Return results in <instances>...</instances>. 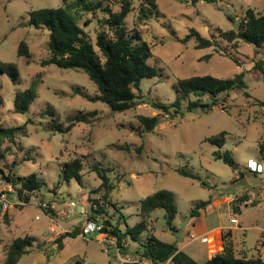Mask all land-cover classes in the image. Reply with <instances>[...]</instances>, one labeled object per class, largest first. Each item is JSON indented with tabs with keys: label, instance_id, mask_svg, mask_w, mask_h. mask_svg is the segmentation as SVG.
<instances>
[{
	"label": "rangeland",
	"instance_id": "rangeland-1",
	"mask_svg": "<svg viewBox=\"0 0 264 264\" xmlns=\"http://www.w3.org/2000/svg\"><path fill=\"white\" fill-rule=\"evenodd\" d=\"M103 1V6L108 5L112 11L120 9L119 0ZM142 1L133 0L132 12L126 19L128 29L133 28ZM216 1L210 4L203 0H157L159 12L149 15V20L140 27L143 40L152 47L149 64L157 67L159 75L142 81L136 108L112 113L105 104L90 101L89 98L97 95V87L87 74L55 65L42 66V61L51 57L49 32L28 26L30 13L62 7L64 1L0 0V61L16 64L20 74L19 82L14 83L0 73L1 118L5 126L25 128L13 142L0 143L4 155L0 168L18 177L37 174L43 183L41 192L30 196L27 205L0 207V264H4L11 242L25 236L35 237L36 242L19 264H76L78 261L80 264H121L124 259L134 257L138 244L127 240L121 249L116 239L106 233L92 234L85 239L79 235L69 238L61 250L55 244L66 232L77 228L80 234L86 220L91 219L88 199H102L101 180L92 171L95 161L108 170L115 187L110 195L111 203L105 205L106 213L102 216L114 225L119 224L123 231L126 225L133 227L140 221L142 199L167 190L175 196L177 215L173 227L176 230L168 226L163 210L157 209L149 219L148 234L179 247L195 233L199 240L193 246L198 250L208 247L202 239L212 227L234 226L230 220L235 218L237 224L230 239L236 255L251 258L264 251L261 244L264 241V160L259 148V142L264 139V110L260 104L264 101V62L262 68L256 67L257 62L264 61V52L258 53L245 43L235 51L219 38L221 46L216 49H197L193 39L186 43L179 41L190 29L216 40L218 27L225 31L236 28L229 16L241 19L248 9L264 15V0ZM74 2L69 0L68 4ZM77 10L72 12L79 15L78 23L95 44L102 26L100 20L105 14L98 11V17L89 13L80 17L82 12ZM87 21L90 23L86 24ZM22 41L28 44L30 60L18 56ZM230 56L238 58L242 66L236 65ZM241 72L245 73L246 88L221 96L211 111L201 108L190 111L188 103L195 97L183 101L181 113L174 118L150 104H172L178 96L175 86L179 79L203 75L231 79ZM33 82L37 84L38 97L28 112L15 113L17 92L29 88ZM203 99L212 103L207 97ZM158 114L162 118L154 132L141 136L143 130L138 117ZM77 115H82L87 122L78 123L71 132L60 133L52 128L54 120L66 127L67 117ZM221 132L227 135L225 145L219 149L207 139ZM218 150L232 152L238 164L236 171L215 159L214 153ZM29 156L32 160L27 161ZM76 158L84 164L83 186L76 180L63 178L64 163ZM251 161L261 166V172L255 174L248 169ZM182 168L198 175L206 185L179 175L176 170ZM58 181H61L59 186ZM7 184V180H1L0 191L9 196ZM44 200L56 208H50L47 213L41 207ZM208 200H218L219 206L211 203L194 216L192 204ZM67 202L76 203L73 210ZM112 204L121 208L120 213ZM82 208L88 210L82 213ZM59 213L70 216L61 217ZM183 252L199 261L206 259L203 254H189L188 249Z\"/></svg>",
	"mask_w": 264,
	"mask_h": 264
},
{
	"label": "trees",
	"instance_id": "trees-1",
	"mask_svg": "<svg viewBox=\"0 0 264 264\" xmlns=\"http://www.w3.org/2000/svg\"><path fill=\"white\" fill-rule=\"evenodd\" d=\"M64 5L59 8H43L34 10L30 13L28 26L36 29L44 28L49 32V49L51 57L42 61V66L55 65L61 69H72L82 71L87 74L88 78L96 85L97 95L89 98L92 102H101L105 104L112 113H124L131 111L138 106V97L141 91V83L144 79H153L158 77L159 71L155 65L149 64L152 58V47L143 40L140 25L149 20V15L158 13L157 0H143L139 13L133 22V28L128 29L126 19L133 9V0H119L120 9L112 11L107 5L103 6L104 1L93 2L90 0H75L71 5L69 0H63ZM207 3L214 4L216 0H203ZM82 12L80 17L89 13L98 17V11L105 14L104 19L100 20L101 30L97 34L96 43L94 44L85 31L78 23L79 15L72 12L74 9ZM77 17V18H76ZM236 25L235 29L223 30L217 28L218 37L216 40L205 37L199 31L190 29L189 33L179 41L186 43L194 40L197 49H206L213 47L220 48L217 39L225 41L237 51L242 43L253 46L258 53L264 52V15L257 13L253 9H248L241 19L228 17ZM87 21L86 24H89ZM96 47L98 49H96ZM218 48V49H219ZM18 56L21 58L31 59V52L28 44L22 41L18 47ZM211 54L206 58L209 59ZM230 59L238 66H242L241 61L230 56ZM264 61L256 63L257 68H262ZM264 71V70H263ZM0 73L6 74L9 79L17 83L20 74L16 64L0 61ZM36 82H33L29 88L17 92L14 99V112L26 113L29 111L31 103L38 97ZM245 73L241 72L231 79H222L212 75L193 76L190 78L179 79L175 89L177 92L176 100L168 105L165 103L150 102L151 106L157 111L174 118L181 113L183 101L190 100L188 109L194 110L201 108L205 112L211 111L220 101L223 95L229 96V93L236 89H245ZM204 97L209 98L212 103L204 101ZM0 96V143L3 141L13 142L18 132L25 130L22 127L5 126L1 118ZM224 100H222V103ZM221 103V104H222ZM220 106H224L223 104ZM264 109V101H261ZM224 109V107H222ZM91 115L94 113H90ZM161 114L153 117L139 116L138 121L144 134L152 133L161 121ZM81 122H87L82 115L67 117L68 125L64 127L58 121L54 120L52 128L60 133H69ZM139 132H141L138 129ZM226 132L207 139L212 145L222 149L226 142ZM260 154L264 160V139L259 142ZM4 155L0 150V161ZM217 160H222L233 171L238 169L232 152L218 150L214 153ZM27 161L32 160L29 156ZM83 161L79 158L63 165L64 180H76L83 186ZM92 171L95 172L101 180V189L104 191L102 199H88L91 202L89 217L91 219L99 218L102 221L100 233H106L109 237L116 239V245L124 249L127 240L139 245L133 253L136 262H123L121 264H143V260H150L153 264H264V258L259 256L248 258L246 256H237L234 245L230 239L231 233L224 232V248L221 252L214 255L211 259L204 262H198L188 254L178 248L176 244L165 243L153 234H148L149 219L152 213L161 209L164 212V218L172 230L173 221L177 215V205L174 193L167 190H160L140 201L139 216L140 221L133 227L126 225V231H123L119 224H112L102 216L105 214V205L110 204V195L115 189L111 184L108 176V170L100 162L95 161L92 164ZM177 173L183 177L199 180L206 185L200 177L187 169H177ZM256 173V172H255ZM7 180L18 191L21 200L30 201V196L36 192H41L42 182L37 174L21 177L16 173L6 174L0 168V182ZM58 186L61 181L57 182ZM57 184L55 188H58ZM93 191L92 193H96ZM103 201L102 204L100 202ZM240 202L245 200L240 199ZM212 200L199 201L192 204V213L197 216L200 211L206 209ZM114 210L120 213L119 207L112 204ZM48 213V211L46 210ZM126 222V217L121 214V219ZM79 229L72 232H66L60 235L55 244L59 250L63 249L65 240L74 238L79 235ZM146 234L145 239L143 235ZM36 238L25 236L15 238L7 247L4 264H19L21 258L29 253L34 246ZM119 248V249H120ZM120 249V250H121ZM127 255V254H126ZM76 264H80L78 261Z\"/></svg>",
	"mask_w": 264,
	"mask_h": 264
},
{
	"label": "built area",
	"instance_id": "built-area-1",
	"mask_svg": "<svg viewBox=\"0 0 264 264\" xmlns=\"http://www.w3.org/2000/svg\"><path fill=\"white\" fill-rule=\"evenodd\" d=\"M248 169H250L251 171L256 172V173L261 172V166L259 164H257L256 162H253V161H251L248 164ZM7 186H8L9 192H11V195L8 196L7 193L0 191V207L1 208L8 209V208L14 207V205H16V204L27 205L30 202V201L26 202L25 200H21L19 195H18V191L15 188H13L12 184L8 183ZM75 205H76L75 202H71V203L67 202V206L69 207V209L72 208V210H73ZM41 207L44 210H49L50 208H53V209L56 208L54 205H52L50 203V201H47V200H44L42 202ZM84 210L87 211L88 209L82 208L81 212L85 213ZM59 215L61 217H65V216L69 217L70 216L68 213H62V215H61V213H59ZM230 222L232 225L237 224V221L235 218H231ZM101 229H102V221L99 218H97L95 220L94 219H88V220H86L84 225L81 227L79 236L81 238L85 239L88 236H91L92 234L95 235L96 232L100 233ZM208 240H209V237L206 236L202 239V242L206 243V242H208ZM261 242H262L261 243L262 246H264V241L262 240ZM260 257L264 258V251L260 252ZM136 261H138V260L136 258H133V257L132 258L128 257V258L123 260V262H136ZM143 264H153V263L150 260H143ZM166 264H169V262Z\"/></svg>",
	"mask_w": 264,
	"mask_h": 264
},
{
	"label": "crops",
	"instance_id": "crops-1",
	"mask_svg": "<svg viewBox=\"0 0 264 264\" xmlns=\"http://www.w3.org/2000/svg\"><path fill=\"white\" fill-rule=\"evenodd\" d=\"M255 174H257V173H255ZM211 203L214 204L216 207L219 206V201L218 200H213ZM90 212H91V210H89V213ZM235 227H236L235 225L234 226H224V225H221V224H217L214 227H212L207 233V236L209 237V240H208V242L204 243V244H206L208 246L206 248L202 249L201 247H199V249L197 250L196 247L193 246L194 242L199 240V236L196 235L195 233L192 234V237H193L192 239H190L185 244L180 245L178 248L180 250H182V251L188 249V253L191 254V255L203 254V256L206 257V259L204 261L209 260L214 255H216L217 253H219V252H221L223 250V248H224L223 233L224 232H228V231H230V233H232V229H234ZM231 236H232V234H231ZM214 246H215V250L213 251L211 249ZM196 261L204 262V261H199V260H196ZM169 264H171V263L169 262Z\"/></svg>",
	"mask_w": 264,
	"mask_h": 264
},
{
	"label": "water",
	"instance_id": "water-1",
	"mask_svg": "<svg viewBox=\"0 0 264 264\" xmlns=\"http://www.w3.org/2000/svg\"><path fill=\"white\" fill-rule=\"evenodd\" d=\"M99 234V232H96V234L95 235H98Z\"/></svg>",
	"mask_w": 264,
	"mask_h": 264
}]
</instances>
